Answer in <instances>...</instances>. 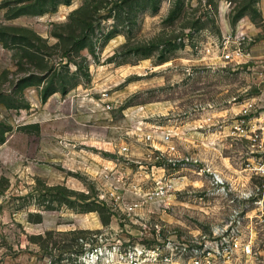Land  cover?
Here are the masks:
<instances>
[{
    "label": "rangeland",
    "instance_id": "374dc122",
    "mask_svg": "<svg viewBox=\"0 0 264 264\" xmlns=\"http://www.w3.org/2000/svg\"><path fill=\"white\" fill-rule=\"evenodd\" d=\"M220 1L208 0L203 14L199 0H0V264H166L180 243L209 236L243 210L257 212L253 193L230 203L232 193L214 186L211 174L188 166L184 188L162 206L127 216L101 204L97 171L118 164L97 155L141 124L151 105L177 104L185 116L195 103L220 107L248 85L259 91L247 65L185 60L194 54L178 40L187 29L208 28L198 42H222ZM223 6L233 33L264 42V0ZM104 89L118 97L112 114L102 109ZM173 120L171 113L154 121ZM137 159L123 157L116 168L125 166L144 194L155 177L145 173L151 163ZM227 168L224 177L237 182ZM174 172L167 165L166 174ZM182 258L187 263L190 253Z\"/></svg>",
    "mask_w": 264,
    "mask_h": 264
},
{
    "label": "built area",
    "instance_id": "2783aa9c",
    "mask_svg": "<svg viewBox=\"0 0 264 264\" xmlns=\"http://www.w3.org/2000/svg\"><path fill=\"white\" fill-rule=\"evenodd\" d=\"M199 1L203 14L209 13L211 5L208 0ZM199 34L200 32L187 29L178 40L183 41L186 46L192 47L198 42ZM191 38H194L195 42H190ZM246 38L247 35L242 30L238 33L230 32L223 37L222 42L215 44L214 51L220 55L222 60L232 61L234 54L242 53V44ZM210 50L209 47L205 48L206 53H209ZM107 96L108 93L104 92L103 97L107 98ZM112 108V104L105 103L106 110ZM254 110L253 103L244 107L237 118V125L233 127L234 132L239 133L246 130L248 118ZM133 135L145 146V154L142 158L151 163V167L146 169L145 173L155 177V184L152 189L142 194L139 184L128 182L130 175L125 171V166L122 171H119L116 168L119 167L118 165H101L97 174L103 184L101 200L104 206L121 210L127 216H133L143 209L144 205H164L175 191L184 188L185 180L181 171L187 166L189 171L195 174L206 171L212 175L214 186H217L226 195L229 192L232 193L230 203H242L245 201L247 193L250 192L256 198L254 201L258 205V210L254 211L252 215L243 210L244 214L241 215L243 211L237 213L233 220L221 227L214 228L209 236L195 237L190 243H180L177 246V253L166 256V264H264V159L262 157L246 158L242 162L239 174L243 178L251 180V183H230L222 172L206 164V168L197 169L200 160L181 152L178 142L180 140L179 133L173 129L158 128L145 131L142 128H137ZM258 138L259 136L255 134L252 141L255 142ZM119 152L122 155H127L131 152V148L125 144ZM137 160L134 162H139ZM167 165L174 168V175L166 174ZM129 193L136 195V199L127 200L126 195ZM188 253H190V258L185 263L182 257ZM174 257L179 260L175 262Z\"/></svg>",
    "mask_w": 264,
    "mask_h": 264
},
{
    "label": "crops",
    "instance_id": "0c3cea01",
    "mask_svg": "<svg viewBox=\"0 0 264 264\" xmlns=\"http://www.w3.org/2000/svg\"><path fill=\"white\" fill-rule=\"evenodd\" d=\"M219 9L221 15L220 29L222 35L225 36L234 30L227 20L223 0L219 3ZM200 31L203 35L208 37V28L201 29ZM242 31L246 33L247 38L242 44V53L234 54L232 61L226 62L222 60L220 55L214 51L217 42H196L192 47L188 46L194 50V54L191 58H186L185 60L194 64L202 63L206 65L222 62L224 65L233 64L235 69H244L247 65L248 71H252L253 83L257 85L259 91L249 92L252 85H248V87L240 88L237 95H232V97L224 99L220 107L214 106L211 102H208L204 106L195 103L194 106L190 107L188 113L184 112L186 113L185 116H182V114L178 112L179 107L177 104L171 106L165 104L151 105L152 107L148 108L145 114H139L140 117H142L140 120L141 124L137 125L134 124V122L130 129H127L126 135L128 136L125 138L124 136L122 137L121 135L124 134L123 132V134L112 139V141L105 140L106 148L109 149L107 152L109 153L103 154L102 156L96 154L97 158L101 160V163L118 164V166H122L125 165L123 161H120L123 157H129L130 159L144 157L145 146L142 141L133 135L137 128H142L145 131L158 128L173 129L175 132L179 133L180 140L178 142L181 152H183L184 149H189L188 153L190 155L198 158L207 166L219 170L220 172L222 171V173L223 170H226V167H228L227 169L230 171L231 175L234 176L235 172L239 174L242 167L241 163L238 162L239 158L240 161L251 157H262L264 159V88H258L262 81H264V42H261V40H254V42L250 43L248 42L250 39L248 33L245 30ZM197 45L198 48H196ZM207 47L211 49L209 53L205 52V48ZM103 91H106L108 96L107 98L103 97L101 99L102 109L105 113L112 114L111 111L117 107L114 102L117 101L118 97L107 91V89ZM105 103L112 104L113 108L111 110H106ZM249 103L255 105V110L248 118L246 130L239 133L234 132L233 127L237 125L239 114H241L244 107ZM98 104L100 105V103H97V109H99ZM132 112L133 110L129 113L132 114ZM171 113L174 119L172 124L154 121L158 118H167ZM128 116L131 117L129 114ZM255 134H257L259 138L257 141L253 142L252 137ZM113 142H115V144ZM97 144L103 146L101 141H97ZM125 144L130 146L131 152L127 155H122L119 151ZM234 146L236 148L238 147V152L233 155L227 154L228 150ZM242 178L243 177L239 174L236 181L238 183L244 182V178Z\"/></svg>",
    "mask_w": 264,
    "mask_h": 264
},
{
    "label": "trees",
    "instance_id": "16d2710c",
    "mask_svg": "<svg viewBox=\"0 0 264 264\" xmlns=\"http://www.w3.org/2000/svg\"><path fill=\"white\" fill-rule=\"evenodd\" d=\"M47 96H48V93H45L43 96V99H46ZM102 206H104V205H102Z\"/></svg>",
    "mask_w": 264,
    "mask_h": 264
}]
</instances>
